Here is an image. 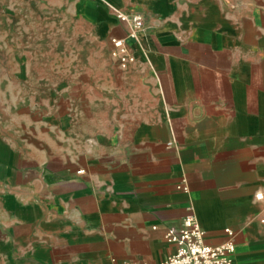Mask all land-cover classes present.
<instances>
[{"label":"crops","instance_id":"1","mask_svg":"<svg viewBox=\"0 0 264 264\" xmlns=\"http://www.w3.org/2000/svg\"><path fill=\"white\" fill-rule=\"evenodd\" d=\"M119 13L145 17L125 68ZM0 26L81 52L22 65L35 121L0 106V264H161L189 209L264 264V0H0Z\"/></svg>","mask_w":264,"mask_h":264},{"label":"built area","instance_id":"2","mask_svg":"<svg viewBox=\"0 0 264 264\" xmlns=\"http://www.w3.org/2000/svg\"><path fill=\"white\" fill-rule=\"evenodd\" d=\"M117 18L125 26L127 33L125 37L112 39V54L119 65L125 68L136 60L130 43L139 41V34L145 26V17L141 14L119 13ZM225 234L228 238L222 243L209 244L207 231L200 224L194 211L189 209L178 224L169 227L166 239L175 247V250L161 264H240L235 259L236 232L228 228ZM122 264L133 263L124 262Z\"/></svg>","mask_w":264,"mask_h":264},{"label":"rangeland","instance_id":"3","mask_svg":"<svg viewBox=\"0 0 264 264\" xmlns=\"http://www.w3.org/2000/svg\"><path fill=\"white\" fill-rule=\"evenodd\" d=\"M63 25L64 23H57V30L63 32ZM4 34L5 33L0 26V106L5 108L7 107L9 112L7 119L9 123H16V121L19 119H25L31 123L32 121H35L31 115L32 112L30 111V109H32L29 106L31 103L15 101L13 99L14 97H17L16 94L18 89H31V86L27 87L17 84L18 78L23 77L26 79L32 77L31 71L28 72L26 70L24 73L22 65H32L33 62L40 63L46 61H55L57 63H61L63 67V63L77 60L81 56V52L79 47H76L74 50H77L76 52L65 51L63 42H59V39L57 44V52H50L48 49L49 44L52 41L50 38L45 39L43 47H37L34 51L26 50L25 52H22V50H19V48L10 46V42L7 43L6 38H4ZM23 41L25 44L27 43L26 39H22V43ZM34 44H36V41H34ZM6 79H13V81L9 82V84H6L8 81Z\"/></svg>","mask_w":264,"mask_h":264}]
</instances>
